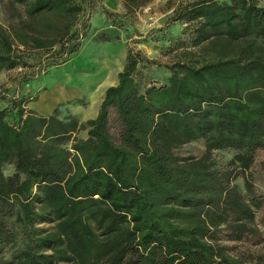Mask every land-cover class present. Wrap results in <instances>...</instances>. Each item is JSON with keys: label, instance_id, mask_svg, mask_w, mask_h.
<instances>
[{"label": "trees", "instance_id": "16d2710c", "mask_svg": "<svg viewBox=\"0 0 264 264\" xmlns=\"http://www.w3.org/2000/svg\"><path fill=\"white\" fill-rule=\"evenodd\" d=\"M93 1L5 0L0 73L68 62ZM151 1L123 0L124 16ZM174 24L184 29L162 50L188 33L199 51L161 66L127 45L93 120L36 115L24 108L31 96L0 88V264H264V250L219 244H264L250 181L242 195L228 168L174 153L202 140L209 153L234 151L246 174L260 150L264 169V0L187 1L165 28ZM146 65L167 81L142 88Z\"/></svg>", "mask_w": 264, "mask_h": 264}, {"label": "rangeland", "instance_id": "374dc122", "mask_svg": "<svg viewBox=\"0 0 264 264\" xmlns=\"http://www.w3.org/2000/svg\"><path fill=\"white\" fill-rule=\"evenodd\" d=\"M123 1V0H122ZM187 1L192 0H162L156 2H150V18L143 16L142 10L137 11L134 16L125 17L123 15L111 13V24L115 28L125 29L127 44L134 46L135 49H138L136 41H140L139 36H142L139 31L148 30L147 25L150 22H153V26L156 29H165V17L171 15L172 10L178 6V4H185ZM6 3L5 0H0V22L4 27H7V15L5 12ZM110 13V12H109ZM88 15V13L86 12ZM85 14V15H86ZM140 15V17H139ZM89 24L88 32L81 42V48L79 51L71 55L68 62L59 65L49 67L45 73L40 74L37 78H34L29 81L28 88H37L42 86L47 88L48 93H56L57 89L55 87H64L63 85H68L77 91L82 88V86L87 81H97L102 76V62H106L109 56H122L125 52L124 41L115 40L110 44H100L95 41V38H103L100 36L104 29V22L107 17L105 13L99 11L89 13ZM166 19V20H165ZM151 20V21H150ZM158 26V27H157ZM184 29V26H181L180 31ZM150 31L148 30L146 36H150ZM200 48H192L189 45V34L185 33L179 38V42L171 43L169 46L164 48L163 51L157 56L158 64L165 66L171 64L175 61L176 57L180 55L185 50H190L193 52H198ZM139 50V49H138ZM126 55V54H125ZM43 56V54H42ZM35 59V58H34ZM35 60H31L30 65L34 64ZM148 66V67H147ZM160 66V67H161ZM146 65L145 68L150 69L149 74L146 76H138L137 81L142 88H146L152 83L160 84L164 79L163 70L159 66ZM164 68V67H163ZM31 71V68L25 70H13L7 72L6 76L8 77L9 82H6V90L10 96H16V93L20 91L21 86V77L24 79L25 75ZM22 79V80H23ZM67 82V83H66ZM164 83V82H163ZM3 90V89H2ZM85 134L81 133L79 137H84ZM70 145H68L69 147ZM180 158H193L195 160L203 159L206 160L208 164H211L214 167H226L231 171V176L234 175L231 181V187L240 192L242 195H246V181H250L253 192L257 198L262 203L261 210L257 213L256 223L259 225V217L261 213L264 212V169L261 166L263 160V152L258 150L254 156V162L251 165L249 171L246 174H243L240 169H236L233 165L230 164L232 159L235 156L234 151H211L207 152L205 144L202 140L195 142H190L183 145L181 148L177 149L174 152ZM13 168L11 166H5L3 168V173L5 175L11 174ZM219 244L225 245L229 252L232 254L247 253L256 250H264V244H261L258 247L251 245H246L241 242H225L220 241Z\"/></svg>", "mask_w": 264, "mask_h": 264}, {"label": "crops", "instance_id": "0c3cea01", "mask_svg": "<svg viewBox=\"0 0 264 264\" xmlns=\"http://www.w3.org/2000/svg\"><path fill=\"white\" fill-rule=\"evenodd\" d=\"M156 1L162 0H153V2ZM150 8L151 6L144 7L139 11L142 10L143 16L151 19L149 16ZM88 10L90 14L95 11L104 13V10L119 15L125 14L122 0H94L92 8ZM169 17L170 15L166 16L165 18L167 19ZM104 23V29L102 33H100V36H103V38L100 39L97 37L95 38V41L100 44L108 45L117 39L119 41L123 40L125 44L124 54L119 57L112 55L105 59L106 62H102L104 65L102 68V76L97 81H86L82 88L78 91L68 87V85H63L64 87H55L57 89L56 93H48L47 88L42 86H38L37 88L30 87L26 89L24 94L31 96V100L28 101L24 106L26 110H30L34 114L42 117H48L54 114H56L59 119L73 117L79 123H84L88 120H93L96 118L106 89L117 84V76L123 69L126 57V48L128 45L125 29L115 28L107 19ZM181 26L183 25L174 24L167 29L154 30L153 28L156 27L153 26V22H150L147 25L148 30H152L150 31V36H146L148 30L139 31V33L142 35L139 36V39L141 40L136 41L134 45H136L148 59L155 60L157 59V56H159V53L163 51L162 46L167 44L166 40L169 37L173 38L174 36L180 34ZM164 33H167L168 35L165 38H162ZM151 68L154 69L153 66H151ZM160 69L163 70L162 74L165 79L162 80V83H160L163 84V82L167 81L169 72L163 67H160ZM149 70L150 69L145 68L141 69V72L144 76H146L149 74ZM6 74L8 73L4 70L0 73V88L3 90L5 89L6 92H9L6 90V87H8L6 82H9ZM82 133L85 134L84 132Z\"/></svg>", "mask_w": 264, "mask_h": 264}, {"label": "built area", "instance_id": "2783aa9c", "mask_svg": "<svg viewBox=\"0 0 264 264\" xmlns=\"http://www.w3.org/2000/svg\"><path fill=\"white\" fill-rule=\"evenodd\" d=\"M87 17H88V15H87ZM78 33H77V35H76V41L77 42H82V40H83V37H84V33L86 32V30L82 27V25H79L78 27ZM44 68V66L43 65H41V66H37V67H35V68H33V69H31V71L30 72H28L27 73V75H25V77H29V75L30 76H32V79H34V78H37L38 76H39V73L40 74H42V73H44L43 71H42V69ZM16 70H24V69H22V68H19V69H16ZM24 77V78H25ZM23 78L21 77V82H20V84H21V89H20V91H18L17 92V95H20V94H22V93H24V91L26 90V89H28V84H25L24 82H23V80H22Z\"/></svg>", "mask_w": 264, "mask_h": 264}]
</instances>
